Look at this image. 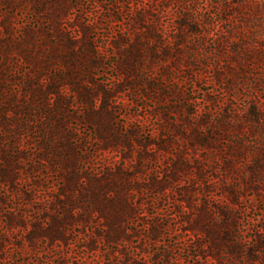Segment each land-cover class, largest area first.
Returning <instances> with one entry per match:
<instances>
[{
  "label": "trees",
  "instance_id": "obj_1",
  "mask_svg": "<svg viewBox=\"0 0 264 264\" xmlns=\"http://www.w3.org/2000/svg\"><path fill=\"white\" fill-rule=\"evenodd\" d=\"M150 2L156 14L160 8L174 6L175 33L168 44L155 29L157 19L144 7V0L126 2L139 32L130 41L122 34L113 40L106 37L103 46L97 45L91 29L72 25V0H0V222L4 224L0 259L11 248L27 256L66 247L70 252L61 256V264L66 260L91 264L84 256L88 251L94 252L99 264L98 245L103 244L113 245L121 264L147 260L170 264L168 253L174 249L183 251L175 260L179 264H264V233L258 230L244 246L234 211L246 192L264 194V0H205L201 6L195 5L196 0ZM212 13L218 16L215 21L208 19ZM108 18L112 22L116 17ZM145 20L149 25L141 30ZM214 25L217 34L211 33ZM109 46L118 51L124 78L113 92L137 86L153 90V82L137 72H147L158 60L160 68L179 66L181 58L180 66L186 70L197 67L201 72L210 66L214 82L225 80L226 91L240 85L238 89H246L250 96L247 106L239 110L223 103L221 113L207 122L204 132L186 118L174 121L175 126L168 123L169 132L187 139L182 140L191 147H186L188 151L214 157L210 171L217 168L224 174L222 187L228 196L213 219L207 198L193 209L185 196L190 190H178L183 194L180 203L186 202L188 209L180 220L176 248L167 246L168 252L150 250L162 238L161 222L151 214L152 221H145L142 254L136 256L131 219L141 215V207L149 206L152 194L169 186L177 191L176 182L192 163L200 178L205 168L181 151L160 175L146 179L136 175L143 173L145 154L139 153L140 159L133 163L127 160L132 161L139 128L118 131L110 124L112 89L104 90L93 80L92 71ZM72 96L89 106L85 118L94 126L96 150L118 153L120 160L97 168L81 164L88 158L82 149L85 143L77 142L69 123ZM173 138L159 132L153 143L167 153ZM204 191L210 192L209 184ZM39 243L44 244L38 247Z\"/></svg>",
  "mask_w": 264,
  "mask_h": 264
},
{
  "label": "rangeland",
  "instance_id": "obj_2",
  "mask_svg": "<svg viewBox=\"0 0 264 264\" xmlns=\"http://www.w3.org/2000/svg\"><path fill=\"white\" fill-rule=\"evenodd\" d=\"M72 1V7L71 10H69L70 22L72 25L76 24L75 27L82 24L91 29L90 31L93 32L92 35L95 37L98 46H103L102 44L106 37L113 40L116 35L122 34L126 41H130L133 36L139 32L135 29L136 24L132 21L133 16L130 14V10L128 11L127 9L126 2L128 0ZM204 2L205 0H196L195 5L201 6ZM143 4H145L144 7L153 14L154 18L157 19L154 22L155 29L162 33L163 42L168 44L170 42V35L175 33L173 23V20H175L174 6L170 4L167 8H160L159 14H156V11H154L156 8L154 4L151 2L147 4V0H144ZM119 10L123 13H116ZM213 11L215 12V10ZM212 14L208 16L209 20L215 21L218 19L217 15ZM111 15L116 17L112 22L108 18V16ZM148 25L149 22L145 20L141 25V30H144V27ZM216 30V25L211 27V33L217 34ZM207 43H209L207 48L208 54H210L212 51L211 40L209 39ZM116 52L118 51L110 46L105 49V52L101 55L97 68L92 71L94 73V83L104 90L116 89L124 79L119 70L121 58H118ZM208 58V61H210L209 63H211V57ZM178 59L179 66H174L172 63L170 68H160L158 66L160 64L158 60L147 72H137L139 77L153 82L155 89L143 90L138 86L135 88L124 87L121 92H113L112 89L113 97L109 100L112 116L108 118V121L115 129H118V131H125L126 128L134 125L139 128V133L137 134V139H135L136 141H133V148L130 155L132 161L127 160V163H133L135 160L140 159L139 153L145 154L144 167L140 169L143 173H137L136 175L145 179L149 176L160 175L161 172H165L169 169L172 161L176 159V154H179L181 151H187L188 157L191 158L190 160L192 162L195 163L199 161L205 168V175L200 178L194 173L196 169L192 163L190 171L188 170L181 174L179 181L176 182L178 183L176 186L177 191L169 186L158 194H152L149 198V206L145 209L141 207V215L131 219V228H133L135 232V235L131 238V243L135 247L134 254L138 257L142 254V248L144 247L143 235L146 234L144 227L146 226L145 221H152L151 214H157V219L161 222L159 226L161 228L162 238H160L157 245H153L150 250L158 249L160 252H168L169 249L167 246L176 248V242H178L179 239L177 232L180 229V220L186 216L183 214V211L188 209L186 202L183 201L180 203L179 199L183 194L181 195L178 190H190V193H185V196L189 197L188 202L192 204L193 209H197L199 206L198 204L207 198L210 202L209 207L211 209V218L213 219L218 217V209L224 208L228 199L222 187L226 184L224 174L217 168L210 171V166L213 165L214 157L210 156V158H208L205 152L188 151L186 147H189V145L186 146L183 141L187 139L180 133L169 132L168 129L170 126L168 123L175 126L174 121L181 123L182 120L186 118L191 126L198 124L197 127L199 131L204 132L208 128L207 122L216 119L221 113L220 110L223 103H232L233 109L239 110L247 106L250 98L246 89L241 87L238 89L240 85H235L230 89L228 88L226 91L224 89L226 86L225 80H222L221 84L216 81L214 82L213 71L210 66L202 69L201 72L198 71L199 69L197 67L194 68L193 71L186 70L183 66H180V63H182L181 58ZM154 77H156V79H154ZM162 88H164V93L161 91ZM69 101H71L69 106L70 111L68 113L70 115L69 123L74 133L78 136L75 137L76 140H78L77 142L85 143L82 145V149L86 152L85 156L88 158L81 162V164H84V162V165L91 163L94 168H97L106 161L107 163H114L120 160L118 153L115 155V153L109 152V150L105 152L96 150L98 148V143L94 139V126L85 118L89 106L81 104L76 97L74 98L73 96L70 97ZM188 113H190L189 117L187 115ZM165 127L166 129L163 131L162 129ZM159 132L161 134L165 132V134L169 136H174L172 143L168 146L167 153L157 150L155 143H153L157 142ZM148 139L151 140L150 145H147ZM190 148L191 147L188 149ZM197 154L198 156H196ZM201 156H206L207 160H201ZM217 166L218 165H216V167ZM53 178L50 179V182ZM206 184L210 185L209 193H204ZM234 211L237 216H239L237 222L239 238L244 246H248L251 243L252 236H254L258 230L264 233V194L259 196L252 191L246 192L244 199L238 202ZM3 226L4 224L0 222V231L3 230ZM15 239L16 238H11V240ZM43 244L44 243H39L38 247H42ZM98 246V252L102 259L99 264H121V262H123L121 258L113 254L111 248L113 245L104 246L100 244ZM81 248L83 249V247ZM39 250L40 249H38V251ZM9 251L10 252L4 255L3 259H0V264H36L37 262L40 264H61V256L70 252L66 247L60 248L58 251L50 250L49 253L45 255L32 252L30 255L23 256L22 253L18 250L16 251L15 248H11ZM78 251L82 252V250ZM182 252V250L174 249L172 252L168 253L171 258L170 264H179L176 263L175 260L176 257L178 258L179 255H182ZM84 256H86L87 262L95 264L97 257L94 252L92 254V251H88L84 253ZM206 263L202 262L200 264ZM66 264H72L71 260H66ZM143 264L168 263L165 261H158L155 263L152 260H147L143 262Z\"/></svg>",
  "mask_w": 264,
  "mask_h": 264
}]
</instances>
